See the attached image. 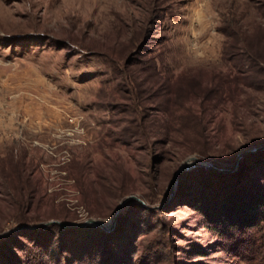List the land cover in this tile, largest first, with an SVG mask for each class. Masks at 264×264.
Masks as SVG:
<instances>
[{
	"label": "rangeland",
	"instance_id": "374dc122",
	"mask_svg": "<svg viewBox=\"0 0 264 264\" xmlns=\"http://www.w3.org/2000/svg\"><path fill=\"white\" fill-rule=\"evenodd\" d=\"M253 43L264 0H0V264H264Z\"/></svg>",
	"mask_w": 264,
	"mask_h": 264
},
{
	"label": "trees",
	"instance_id": "16d2710c",
	"mask_svg": "<svg viewBox=\"0 0 264 264\" xmlns=\"http://www.w3.org/2000/svg\"><path fill=\"white\" fill-rule=\"evenodd\" d=\"M244 50L247 51L248 54L250 53L252 57L248 56V58H246L243 62V60L240 57H238L239 55H236L234 62H236V64H239V65L245 62L249 63V66H250L249 70L243 72L242 74L243 77L245 76V74L248 73L249 75L248 74L247 75L250 78H253L256 82H260L261 81L260 78L264 79V67H263L264 66V45L259 44V43L247 44L244 46ZM162 111H166V110H162ZM184 114H186L190 118H193L194 122L191 124L192 130H195L196 132H198L199 135L201 134V138L202 137L204 138L203 131L200 132V129H199L200 127H202V124L199 123L198 119H196L195 114L192 113L191 110L184 111Z\"/></svg>",
	"mask_w": 264,
	"mask_h": 264
},
{
	"label": "water",
	"instance_id": "95a60500",
	"mask_svg": "<svg viewBox=\"0 0 264 264\" xmlns=\"http://www.w3.org/2000/svg\"><path fill=\"white\" fill-rule=\"evenodd\" d=\"M251 153L250 151L248 152H243L240 153L238 155L237 161L239 162L241 160V158H243L245 155ZM195 166V167H206V168H213L215 170L214 167H212L210 164L208 163H204L202 161H199L197 158H191L190 161L187 163V166L182 168V171L187 170L188 168ZM223 171V170H222ZM133 197L127 198L125 199L119 206L118 208V212L117 215L121 212V210L123 209V207L125 206V204H127V202L132 199ZM86 225H91V226H98L103 228L104 230H107V226L100 220H95V219H90L88 220L86 223Z\"/></svg>",
	"mask_w": 264,
	"mask_h": 264
}]
</instances>
